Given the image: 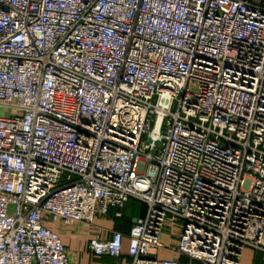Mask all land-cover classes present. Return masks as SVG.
I'll list each match as a JSON object with an SVG mask.
<instances>
[{"label": "built area", "instance_id": "2783aa9c", "mask_svg": "<svg viewBox=\"0 0 264 264\" xmlns=\"http://www.w3.org/2000/svg\"><path fill=\"white\" fill-rule=\"evenodd\" d=\"M0 110V264L264 262V0H0Z\"/></svg>", "mask_w": 264, "mask_h": 264}, {"label": "crops", "instance_id": "0c3cea01", "mask_svg": "<svg viewBox=\"0 0 264 264\" xmlns=\"http://www.w3.org/2000/svg\"><path fill=\"white\" fill-rule=\"evenodd\" d=\"M128 205L123 211V216L127 215L131 218L134 212L132 211V206ZM113 213V210H111L107 216L95 218L91 225L81 223L65 226L57 221L55 224L46 223V226L59 234L62 244L68 250L70 264H115L114 260L110 257H94L88 248L89 240L92 238L96 227H100L106 233L118 230L124 236L127 234L128 227L120 229V226L113 218ZM126 246L127 240L124 239V255H126ZM165 255L166 253L163 252L160 257L163 258ZM122 263L128 264V258L126 256H124Z\"/></svg>", "mask_w": 264, "mask_h": 264}, {"label": "trees", "instance_id": "16d2710c", "mask_svg": "<svg viewBox=\"0 0 264 264\" xmlns=\"http://www.w3.org/2000/svg\"><path fill=\"white\" fill-rule=\"evenodd\" d=\"M128 204L132 206V211L134 212V213H132L133 217L130 218V216H127V215L126 216L122 215L121 219H116L113 217L114 220H116L117 224L120 226V229L125 228V227H128V229H129V225H130L131 220L133 218L143 216L145 213V205L142 204L141 202H138L136 200H129L128 203L126 204V206ZM134 215H135V217H134ZM259 264H264V262L261 260V262Z\"/></svg>", "mask_w": 264, "mask_h": 264}, {"label": "rangeland", "instance_id": "374dc122", "mask_svg": "<svg viewBox=\"0 0 264 264\" xmlns=\"http://www.w3.org/2000/svg\"><path fill=\"white\" fill-rule=\"evenodd\" d=\"M12 114H15V112H11L9 110H0V115H4V116H9ZM168 229H169V226L168 225H165L164 226V230H163V235L161 237L162 239V243L165 242L167 243L168 245H172V246H175L176 244V239L174 238V240H172V242L170 243V241H168L169 237H170V234L168 233ZM164 244V243H163ZM164 251L161 252V256H162V253ZM251 252L250 251H245L243 253V260H242V263L241 264H250V261H251ZM261 262V258L259 255H257L255 257V260L253 262V264H259Z\"/></svg>", "mask_w": 264, "mask_h": 264}]
</instances>
